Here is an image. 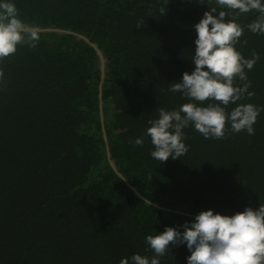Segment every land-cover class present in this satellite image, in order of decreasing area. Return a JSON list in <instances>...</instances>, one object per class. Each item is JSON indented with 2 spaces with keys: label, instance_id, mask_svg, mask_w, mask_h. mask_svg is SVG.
Returning <instances> with one entry per match:
<instances>
[{
  "label": "trees",
  "instance_id": "trees-1",
  "mask_svg": "<svg viewBox=\"0 0 264 264\" xmlns=\"http://www.w3.org/2000/svg\"><path fill=\"white\" fill-rule=\"evenodd\" d=\"M8 2L40 39L0 61V264H131L155 255L147 235L264 204V111L254 135L229 122L223 139H205L190 124L183 156L150 155L148 121L189 102L169 87L194 71L195 24L212 7L228 11L216 0ZM257 15L236 21V49L260 57L246 70L255 94L237 103L264 108V34L246 27ZM190 254L170 245L160 264Z\"/></svg>",
  "mask_w": 264,
  "mask_h": 264
},
{
  "label": "clouds",
  "instance_id": "clouds-1",
  "mask_svg": "<svg viewBox=\"0 0 264 264\" xmlns=\"http://www.w3.org/2000/svg\"><path fill=\"white\" fill-rule=\"evenodd\" d=\"M216 4L228 11L212 7L204 12L194 26L197 34L191 59L194 71L191 74L185 71L182 80L169 87V91L182 93L189 102L173 110L158 108V118L148 121L146 134L154 146L150 155L160 162L170 157L175 160L188 151L183 129L190 124L205 139H223L229 122L233 132L254 135L253 125L264 111L251 103H237L245 95L248 99L254 96V92L248 91L251 82L246 70H252L260 57L253 51L251 58H245L236 49L244 33V27L236 22L240 15L256 11V19L246 27L254 34H264V2L216 0ZM160 11L165 14L164 8ZM39 39L38 28L25 24L13 3L0 0V61L15 55L18 45L36 47ZM3 76L0 69V80ZM237 79L243 83L237 85ZM230 104L237 106L228 112ZM131 142L139 146L144 143L139 137ZM144 202L151 204L148 199ZM181 227L182 232L166 227L162 233L147 235L146 243L155 255L149 258L133 254L131 264H160L159 258L168 253L170 245L181 244H186L191 253L187 264H264V204L256 210L245 207L234 215L201 211L193 222H185ZM120 264H130L129 259L123 258Z\"/></svg>",
  "mask_w": 264,
  "mask_h": 264
},
{
  "label": "water",
  "instance_id": "water-1",
  "mask_svg": "<svg viewBox=\"0 0 264 264\" xmlns=\"http://www.w3.org/2000/svg\"><path fill=\"white\" fill-rule=\"evenodd\" d=\"M94 48H96V46H94ZM97 52H98V54H99V56H100V59H101V62H102V61H103V60H102L103 58L101 57V54L99 53V51H97ZM117 174H118V173H117ZM118 176L121 177V175H119V174H118ZM121 178H122V177H121ZM129 187L131 188V186H129Z\"/></svg>",
  "mask_w": 264,
  "mask_h": 264
}]
</instances>
